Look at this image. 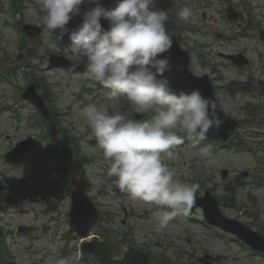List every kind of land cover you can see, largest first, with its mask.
I'll list each match as a JSON object with an SVG mask.
<instances>
[{"label": "rangeland", "instance_id": "1", "mask_svg": "<svg viewBox=\"0 0 264 264\" xmlns=\"http://www.w3.org/2000/svg\"><path fill=\"white\" fill-rule=\"evenodd\" d=\"M222 2L223 0H179L180 5L187 3L197 15L203 12L207 4L221 5ZM247 2L258 8L259 20L264 26V0H247ZM10 6V0H0V61L3 59L2 62L15 60L17 55L26 53L25 50L20 49L18 32L20 21L44 26L42 23L44 13L40 11L37 13L38 9L32 3H26L22 15L15 17ZM157 7L169 10V14L172 11L177 13V5L173 0H159ZM206 27L215 28L210 24H206ZM173 34L179 39L182 35L192 38L190 32L183 33L179 29H175ZM59 40L46 32L35 45L26 42L27 48L35 47L33 50L35 56L30 59L25 58L24 62L15 68L16 76L13 79L0 78V102L3 98L7 106L17 108L16 104L19 103L13 95L11 83L14 82L20 89H25L28 85L26 75L30 74L27 71L28 67L39 72L52 86L56 95V104L64 113L62 127L80 136L84 153L92 158V162L85 166V171L93 184L92 195L104 206L105 211L113 214L112 221L109 224L104 223V228L112 230L117 235L128 233L137 246L166 252L167 256L177 264H264V257L249 256L244 245L234 237L207 228L201 213L193 215L191 220L181 218L179 215L178 218L175 217L170 221L166 229L157 231L152 215L156 210L154 205L133 200L130 195H124V198L116 196L113 187L108 183L110 182V177L107 175L109 161L105 160L101 149L91 144L95 137L81 112L89 103L105 105L108 108L115 103L117 110L126 115L135 111L130 108L126 99L108 101L106 90L100 84L96 86L94 81L86 79L84 75L73 74L63 69H51L48 61L52 55L80 62L73 57L70 46L62 45ZM208 41L213 42L211 38ZM260 44L251 42L254 49L262 50ZM220 47L227 46L218 44L215 50L221 51ZM238 48L241 49L242 46L238 44ZM1 70L5 72L7 69L3 66ZM82 79L86 81L85 85L82 84ZM221 101L236 110L239 117L245 120L239 134L247 147L223 149L212 145V148L216 149L213 153L216 163L208 164L199 158L196 148L191 145L187 148L183 146L176 153L175 160H165V163L175 170L177 179L180 180V175H183V181L187 183L197 182L200 179L207 188L216 189V196L225 199L223 210L228 217L238 219L258 230L259 228L253 224L264 227V90L247 79L245 85L224 92ZM19 108L20 113L24 115V121L21 123H18L7 109L0 112V136L4 130L19 126V130L11 140L6 138L7 135L4 139L0 138V223L7 230H11L9 243L14 252H23L30 246H36L55 255L63 247L73 249L74 245H77L71 236H67L69 227L65 214L69 210V201L64 185L66 182L58 181L56 161L47 159L48 157L43 158L45 154L43 156L38 154V150L43 149L47 142L41 136V129L31 127L30 121L36 116L34 109L27 104H21ZM25 135L39 137L38 150L34 151L29 159L40 162L49 177L40 175L29 164L4 163L3 155ZM256 158H259V163L262 164L261 172L257 170L260 167L257 168ZM191 163L197 167L200 177L191 170ZM223 169H229L231 172V176L225 182H221L220 179ZM244 172L250 174L249 178L242 177ZM259 176L263 179L259 180ZM256 180L260 182L259 185H255ZM55 184L60 185L59 188L55 189ZM99 190L106 192L99 195ZM28 194H32L34 200ZM48 199L55 206L54 211H47L48 206L44 202H35V200ZM8 202H11V205L5 212L3 208ZM124 221H128L125 226H123ZM20 225L49 226L47 229L51 231L33 238H23L15 234V228ZM181 254L184 255L182 259H180ZM19 258L26 260L20 255Z\"/></svg>", "mask_w": 264, "mask_h": 264}, {"label": "clouds", "instance_id": "2", "mask_svg": "<svg viewBox=\"0 0 264 264\" xmlns=\"http://www.w3.org/2000/svg\"><path fill=\"white\" fill-rule=\"evenodd\" d=\"M158 2L115 0L114 6L106 8L100 0H36L44 13L43 25L47 30L59 29L62 38L68 36L71 53L83 64L85 78L98 82L108 101L123 98L136 113H154L150 119H136L118 111L115 103L111 111L105 105L89 103L81 115L109 161L107 175L131 199L154 205L155 228L163 231L175 217L189 214L200 188L198 183L177 179L165 160H175L176 146L187 139L200 159L216 163L212 146L200 144L210 131H220L224 120L218 111L224 109L199 89L174 88L165 75L173 69L171 57L164 55L173 46V34L167 27L169 10L158 8ZM86 3L95 6L82 13ZM173 3L181 21L194 22L195 14L187 3ZM80 15L82 23L74 29L66 27ZM102 18L109 22L107 29ZM84 257L78 249L50 258L48 264H100L95 253Z\"/></svg>", "mask_w": 264, "mask_h": 264}, {"label": "water", "instance_id": "3", "mask_svg": "<svg viewBox=\"0 0 264 264\" xmlns=\"http://www.w3.org/2000/svg\"><path fill=\"white\" fill-rule=\"evenodd\" d=\"M102 6L104 7H111L115 5V0H100ZM95 5L91 6L94 7ZM90 7V8H91ZM90 8L86 9L89 10ZM83 19H79L80 23H82ZM108 21L101 19L102 26L107 29L108 28ZM66 41H70L68 38ZM164 55H168L171 57L172 63H173V69L170 73H165L166 76H169L171 79L172 86L176 89H184L187 91H191L192 89H199L202 93V95L205 98H209L214 101L213 99V90L210 87L208 80L204 79H196L190 76L189 73V67L191 64V57L180 50L179 45L173 40V46L170 49L168 53H165ZM177 65L180 66L179 69H177ZM36 101L39 105H41V101L36 98ZM218 115L221 119L224 120V123L222 125V128L220 129V132H217L215 130L210 131L208 133V136H214L219 137L224 140H227L230 138L236 128V124L230 120L224 117L223 113L218 111ZM226 130L225 133H223V130ZM74 201H75V208L73 212V225L75 229L80 233L81 236L86 237L90 230L95 226V224L98 222V217H94V219H90V206L91 203L86 195V187L85 183L81 182L78 189L76 190L74 194ZM93 207V206H92ZM219 220H217L218 222ZM227 224H230V222H227ZM226 228V226H225ZM230 232L235 233L236 235L243 237L242 232L245 230L242 226L239 224H236L235 222L231 221V224L226 228ZM92 245H98L97 242H95ZM119 253L118 250L114 251L112 254ZM111 254V255H112ZM109 254L102 257L100 259V264H105L108 262ZM128 258L121 263V264H127ZM0 264H14L12 260L9 257L8 251L6 249L5 244V233L0 228Z\"/></svg>", "mask_w": 264, "mask_h": 264}]
</instances>
